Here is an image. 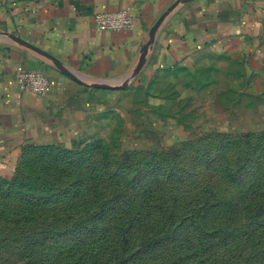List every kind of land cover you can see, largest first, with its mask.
Masks as SVG:
<instances>
[{
    "label": "rangeland",
    "instance_id": "rangeland-1",
    "mask_svg": "<svg viewBox=\"0 0 264 264\" xmlns=\"http://www.w3.org/2000/svg\"><path fill=\"white\" fill-rule=\"evenodd\" d=\"M143 78L78 89L81 135L0 175V264H264V79L207 52Z\"/></svg>",
    "mask_w": 264,
    "mask_h": 264
},
{
    "label": "crops",
    "instance_id": "crops-1",
    "mask_svg": "<svg viewBox=\"0 0 264 264\" xmlns=\"http://www.w3.org/2000/svg\"><path fill=\"white\" fill-rule=\"evenodd\" d=\"M126 8L131 30H97L96 14ZM263 21L264 0H0V175L14 172L30 144L70 145L81 135L78 89L91 82L152 77L205 52L241 58L264 79ZM26 70L51 80L46 97L19 90Z\"/></svg>",
    "mask_w": 264,
    "mask_h": 264
},
{
    "label": "built area",
    "instance_id": "built-area-1",
    "mask_svg": "<svg viewBox=\"0 0 264 264\" xmlns=\"http://www.w3.org/2000/svg\"><path fill=\"white\" fill-rule=\"evenodd\" d=\"M99 31L125 32L135 24V17L128 8L117 12L98 13L94 17ZM264 29V21H263ZM16 83L21 92L44 98L51 89V80L41 70H26L16 76Z\"/></svg>",
    "mask_w": 264,
    "mask_h": 264
},
{
    "label": "trees",
    "instance_id": "trees-1",
    "mask_svg": "<svg viewBox=\"0 0 264 264\" xmlns=\"http://www.w3.org/2000/svg\"><path fill=\"white\" fill-rule=\"evenodd\" d=\"M142 222H144V219L142 220ZM143 224L148 225L149 222H145ZM148 232H149V230L147 229L145 234H144L145 237H143L142 240L139 243L140 249L135 254H132V257H136V256H138V255H140L142 253H145L144 249H148L151 246H153V244H157V243L161 242L162 240L164 241V239H162L161 234H154V231H151L149 233ZM134 235L139 238L138 233H131V230L128 229L126 232H124L122 234V236H120L121 237L120 238L121 241L119 240V238L117 239L115 236H114V239H116V240H114V239L110 240V238L107 237V236H110V235H106V232H105V233L102 234V237L97 242H99L101 244L102 243L106 244L108 242L114 243V242L119 240L118 243H119L120 247L122 246L121 252L123 253V251L125 250L124 247L127 244H129V242L132 240V237H134ZM93 251H94V253L97 254L96 249H93ZM121 257L122 256H120L119 258L120 259H124L123 257L122 258ZM124 260H126V259H124ZM124 262H127V260L124 261Z\"/></svg>",
    "mask_w": 264,
    "mask_h": 264
},
{
    "label": "water",
    "instance_id": "water-1",
    "mask_svg": "<svg viewBox=\"0 0 264 264\" xmlns=\"http://www.w3.org/2000/svg\"><path fill=\"white\" fill-rule=\"evenodd\" d=\"M160 23V22H159ZM159 23L156 25V27L152 30V34L151 36H153L155 30L157 29ZM65 73L70 76L71 78H73L74 80H78L75 76H73L72 74H70L69 72L65 71ZM127 82H124V84ZM116 85H112V84H107V83H94L93 87L95 88H114Z\"/></svg>",
    "mask_w": 264,
    "mask_h": 264
}]
</instances>
